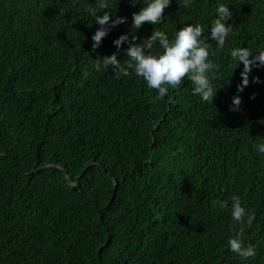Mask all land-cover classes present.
Segmentation results:
<instances>
[{"label": "trees", "instance_id": "16d2710c", "mask_svg": "<svg viewBox=\"0 0 264 264\" xmlns=\"http://www.w3.org/2000/svg\"><path fill=\"white\" fill-rule=\"evenodd\" d=\"M218 3L232 12L223 48L209 37ZM100 5L0 0V264H264V68L238 92L243 64L230 55L264 50V0H172L161 24L135 33L142 43L155 28L171 38L200 23L216 65L212 101L188 79L154 100L134 71L97 70L105 55L129 59L113 41L131 37L143 0H109L127 22L93 49ZM234 196L250 226L232 219ZM241 227L254 257L229 250Z\"/></svg>", "mask_w": 264, "mask_h": 264}, {"label": "clouds", "instance_id": "9594fccd", "mask_svg": "<svg viewBox=\"0 0 264 264\" xmlns=\"http://www.w3.org/2000/svg\"><path fill=\"white\" fill-rule=\"evenodd\" d=\"M134 7L140 0H130ZM172 0H143V7L139 11L132 13L131 37L128 32L121 34L113 41L119 50L127 43L125 49L129 58L125 63L117 58V53L105 55L102 59H95V67L99 70L101 65L109 68L111 66L114 74L128 76L130 70L136 76L142 77L147 87L156 90L154 100L163 99L169 89H176L182 86L185 79L191 81L192 94L198 95L204 101L213 100L217 89L213 86L210 73L216 65L210 59V48L204 38V28L200 23H189L180 27L174 32L172 37L163 30L156 28L151 35L145 38L142 43H136L139 39L135 33L145 24L158 25L162 23L165 9ZM193 0H183V7L190 8ZM103 14L98 15L95 8L90 9L94 23L99 28L92 35V48L98 49L103 38L116 26L126 23L127 17L116 16L115 12L109 10V0H101L100 5ZM107 9V11H105ZM216 19L211 26L209 37L214 40L218 47L223 48L227 38L232 34L233 26L228 24L232 18L230 7L224 3H218L215 9ZM101 13V12H100ZM231 58L239 66L243 64L240 75L242 81L237 85L238 92H243L249 85V75L253 68H264V50L253 53L248 47H234L231 50ZM251 57V59H250ZM253 82H261L258 77ZM242 99L239 95L233 97L231 109L239 108ZM264 123V121H261ZM259 153H264V143L256 145ZM231 206V217L241 225L250 226L254 220V215H250L238 196H234ZM222 208L227 207V202H221ZM244 228L228 240L229 250L237 256L247 259L256 255V246L245 245L243 240Z\"/></svg>", "mask_w": 264, "mask_h": 264}, {"label": "water", "instance_id": "95a60500", "mask_svg": "<svg viewBox=\"0 0 264 264\" xmlns=\"http://www.w3.org/2000/svg\"><path fill=\"white\" fill-rule=\"evenodd\" d=\"M49 167H51V166H47V168H49ZM42 169H44V168H41V169H39V170H42ZM68 184L72 185L73 183H72L71 181L68 180ZM114 184H115V188H116V187H117V182H116L115 180H114ZM107 242H108V239H107L106 242L103 244V246L106 245Z\"/></svg>", "mask_w": 264, "mask_h": 264}]
</instances>
